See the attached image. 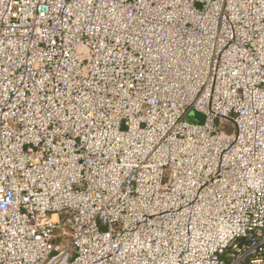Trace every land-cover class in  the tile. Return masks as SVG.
Wrapping results in <instances>:
<instances>
[{"label":"built area","instance_id":"1","mask_svg":"<svg viewBox=\"0 0 264 264\" xmlns=\"http://www.w3.org/2000/svg\"><path fill=\"white\" fill-rule=\"evenodd\" d=\"M0 264H264V0H0Z\"/></svg>","mask_w":264,"mask_h":264},{"label":"rangeland","instance_id":"2","mask_svg":"<svg viewBox=\"0 0 264 264\" xmlns=\"http://www.w3.org/2000/svg\"><path fill=\"white\" fill-rule=\"evenodd\" d=\"M195 116H199V115L189 114V115L186 116V120L195 121ZM220 123H221V125L225 126L229 130L232 129V125H231V123L229 121L223 120ZM215 124L218 125V119H216ZM167 173H168V170L165 169V175H167Z\"/></svg>","mask_w":264,"mask_h":264},{"label":"water","instance_id":"3","mask_svg":"<svg viewBox=\"0 0 264 264\" xmlns=\"http://www.w3.org/2000/svg\"><path fill=\"white\" fill-rule=\"evenodd\" d=\"M190 114H193L192 112Z\"/></svg>","mask_w":264,"mask_h":264}]
</instances>
